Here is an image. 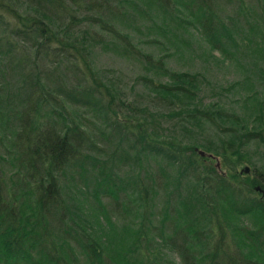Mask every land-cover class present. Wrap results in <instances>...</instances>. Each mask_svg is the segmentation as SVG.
Returning <instances> with one entry per match:
<instances>
[{"label":"rangeland","instance_id":"1","mask_svg":"<svg viewBox=\"0 0 264 264\" xmlns=\"http://www.w3.org/2000/svg\"><path fill=\"white\" fill-rule=\"evenodd\" d=\"M0 2L4 3V6L1 4L4 9L1 11L5 14L0 28L1 31H6L0 36L4 40L0 44L1 50L4 52L7 47L12 49L9 57L5 58V70H0V103L6 95L11 99L9 105H18L19 100L22 103L27 97L35 99L41 90L39 84H35L39 81L49 92L58 95L52 103L59 104L63 100L70 120H74L76 124L81 122L83 127L85 125L84 128L88 131L85 130V133L89 136V141L86 139L81 141L82 144L78 143L81 145L79 154L69 159L65 170L58 174L61 185L58 200L52 198V201L49 199L46 203L44 241L49 247L50 256H60L62 263H65L67 257L70 263L86 264L81 246H87L91 235L95 236L96 232L103 231L100 230L101 224L96 227L98 224L95 214L100 215L104 227H107V222L105 216L101 217L103 210L95 199L99 187L96 189L92 182L88 184L90 187H86L83 182V164L80 163L84 157L82 154H93L94 157L101 155L98 158L104 160L111 156L115 148L128 150L127 144L119 143V138H125L122 126L126 127L127 132L140 135L138 129L141 125L137 118L144 116L161 135V140L157 142L159 148L173 151L174 147H181L185 151L184 164L176 170L175 166L168 164L160 155L147 161L145 156L149 153L138 148L131 155L151 165L150 171L148 170L153 173L150 180L140 181L137 190L129 186L124 190L125 185L121 180H126L124 171L127 167L120 163L113 167V178L120 184L115 193L116 197L100 189L99 199L114 224L116 222V225L124 228L131 224L132 219L139 220V230L137 225L133 226L135 231L140 232L139 237L125 241L126 235H123L121 250L127 260L125 264H199L198 255L201 253L205 257L200 264H248L237 248V239L233 234L234 226H253L252 218L246 213L237 218L221 206V211L230 221L223 222L222 212L218 210L221 203L212 198V191L209 190L204 195L205 201L211 204L207 207L213 217L200 220L201 223L205 221L204 232H199L202 248L193 252L191 248H187L192 238L184 235L186 231L178 230L180 224L176 211L183 210L181 202L188 204V201H193L190 196V177L193 176V171L200 172L201 177L206 178L211 187L215 188L221 183L223 186H234L242 200V205H238L240 209L246 207L247 210L257 206V201L261 203L260 206L264 205V183L257 180L252 186L249 185L252 180L257 179L258 174L264 175V43H261L262 51L251 53L256 46L251 48L249 39L252 38L247 33V23L254 21L260 30L257 34L254 32V40L260 41L259 37L264 35V0H222L214 9L207 7L206 15L215 24L221 21L224 25L236 26L239 48L234 49L230 43L225 45L229 46L227 49L230 52L236 51L237 61L226 58L211 48L199 28H187L184 25V14H187L184 11H192L198 0H181V6L174 5L170 0ZM17 16L21 17L19 28L23 25L34 27L36 23L30 20L41 19L45 29L48 26V31L56 37L49 41L51 45L48 50L43 47V54L40 56L37 57L31 51V44L25 43L17 35L10 37L7 32L8 26L5 23L16 29ZM122 33L128 34L131 39L123 38ZM42 42L46 44L45 40ZM68 43L77 47V52L84 57L89 69L75 50H63ZM155 67L165 68L168 74H155ZM170 73L176 77L185 74L191 82L197 81L200 90L199 94L197 90V97L190 101L193 106L196 103L200 105V101L202 108L210 102L221 103L226 111L224 115L233 121L220 122L216 115L201 112L200 120L196 119L192 126L186 115L191 116L198 107H193L191 103L187 105L186 101L173 102L163 94L155 92V87L161 84L175 83V79L169 76ZM76 91L78 96L89 91L90 95L96 96V100L99 98L97 107L87 109L76 104L75 99H68L66 92ZM17 92L20 96L11 95ZM255 96L258 102H253ZM131 113L136 120L133 125H117ZM55 118L50 116L39 119L36 126L43 132L51 129V132H59L62 125L58 123L61 120ZM11 125L13 130H18L16 120ZM117 126H121L119 132ZM256 131H260V134L256 135ZM226 134L237 137L232 143ZM133 136L129 135L128 138ZM93 140L95 144H90ZM137 143H141L140 139ZM194 144L197 149H194L195 154H191V146ZM19 145L18 139H9L8 136L3 144L0 143V156L4 157L8 149L19 150ZM90 146L92 149L89 150ZM209 147L210 151L211 147L214 151L209 152ZM199 151L204 152L205 156H200ZM245 168H248V173L244 172ZM185 169L186 176L182 177ZM0 170L5 173V177L11 172L10 166L1 160ZM215 171L221 173L224 179L219 181L220 179L215 178ZM176 175L181 176L179 183L174 180ZM145 183L149 188L152 186L153 190L143 193L142 189L146 185L142 184ZM141 190L142 194H139ZM165 208L170 211V219L166 221ZM149 217L151 223L147 222ZM96 228L98 231L95 232ZM145 229L150 233L161 232L164 240L150 236L146 241L142 237ZM104 230L107 231V228ZM64 244L66 246H62ZM262 247L264 251V246ZM246 251L247 249L243 250L244 253Z\"/></svg>","mask_w":264,"mask_h":264},{"label":"trees","instance_id":"2","mask_svg":"<svg viewBox=\"0 0 264 264\" xmlns=\"http://www.w3.org/2000/svg\"><path fill=\"white\" fill-rule=\"evenodd\" d=\"M170 1L176 6H181V0ZM221 1L222 0H198V4L195 3L192 11H184L187 12V14H184L186 17L184 25L187 28L191 26L195 29L199 28L202 37L207 41V44L211 48L220 52L224 57L233 58L237 61L236 51L235 53L233 51L230 52L227 49L229 46L225 45L230 43L234 49L239 48L240 45L237 42L236 36L238 33L235 30L236 26L234 27L232 24L224 25L221 21H219L220 23L217 22V24H215V22L209 19L206 15V10L208 8H216ZM2 3L3 2H0V22L3 24V17L5 14L3 15V11H1L3 9L1 5ZM55 6L59 7V5ZM189 7H191V5H189ZM240 8L241 6H239V9ZM10 10L14 12L13 9ZM16 18L18 20L16 29L5 23V25L8 26L7 32L10 34V37L17 35L22 38V41L25 43L31 44L30 49L37 57L43 54V47L48 50V47L51 45L49 41L56 38L50 31H48V26H46L45 29L44 24H42L44 22L41 19L36 21L35 18L30 20V22L34 21L32 23H36L34 27L23 25L22 28H19L18 26H21V17L17 16ZM41 24L42 27H40ZM247 24L249 29L247 33L249 37L253 39H249L251 48L256 46L251 53L256 54V52L262 51L261 43H264V35L259 37L261 39L260 41L254 40V32L257 34L258 31H260L258 29V24L254 21ZM1 30L2 29L0 28V36L2 33H6L5 30ZM122 37L125 39H131L126 33H122ZM44 40L46 44L42 42ZM2 41L4 40L0 37V44H2ZM130 44L135 47L133 42H130ZM1 49L0 45V70H5L4 67L7 65L4 61L6 57H9L12 49L11 47H7L4 52H2ZM68 49H73L75 50V53L77 52V47L72 43H68V45L63 47V50L66 52ZM80 57L85 67L89 69L84 57H82L81 54ZM150 63L152 64V62ZM154 73L157 75H166V73L168 74V70L161 67H155ZM169 76L175 79V83L173 84L171 82V84L166 85L161 84L160 86L155 87V92L157 94H163L173 102L186 101L187 105H189V103H191L190 101H193L197 97V90L199 94L200 89L198 88L197 81L192 80L191 82L188 79L189 76H185V74L176 77L170 73ZM23 83L24 82L22 81V84ZM35 84H39L41 89L38 93V97L35 99L32 97H29L28 99L27 97L24 100L25 103H21L19 100L18 105H9L11 99L9 98V95H6L4 101L0 103V143L3 144L9 136V139H18L20 144L18 147L19 150L8 149L4 157L0 156V160L9 165L11 171L10 174L5 177V173L0 170V264H74L70 263L67 257L65 263H62L60 261V259H62L60 256L54 258L50 256L49 247L44 241V226H46L45 208L49 199L51 201L52 198L56 199V201L58 200V194L61 189L58 176L65 170L68 160L75 158L79 154V147H81V145L78 143L86 139L88 140L89 136L85 133L87 131L86 128H84L85 125L83 127L81 122L76 124L74 123V120H70L69 114L65 111V106L63 105L65 103L63 100H61L62 103L60 101L59 104L58 102H56L57 104L52 103L55 97L58 96L56 93L49 92L39 81L35 82ZM11 95L14 96L19 94L17 92L16 94L12 93ZM66 96L68 99H75L77 102L76 104L87 109H94L97 107V100H99V98L96 100L95 95H90L89 91L82 93L79 96L77 91L76 93L66 92ZM253 102H258L257 96L253 99ZM193 107H198V110L194 111L191 116L184 114L188 118L187 121L192 122V126L193 123H196V119L200 120L201 112L208 115H216L220 119V122L233 121L224 115L226 111L222 108L221 103L210 102L209 104L203 105L202 108L200 101V105L196 103ZM199 107H201V109ZM50 116L61 120V123H58L59 125H62L59 132L57 130L51 132L52 129L43 132L40 130V127L36 126L39 122L37 120H42L44 118L47 119ZM183 116L180 117L182 118ZM138 117L139 118L137 119L140 120L139 124L141 125V128L138 129L140 135L136 132H132L133 134L131 131L127 132L126 127L122 126V134H125V138H119V143L127 144L128 150L115 148L111 156L104 160L98 158V156L101 155H96V157H94L93 154H82L84 157H82V162L80 163L83 164V169L81 167L83 182L86 187H90L88 185L90 182L95 184L96 189L99 187V190L96 191L97 195H95V199L99 207L102 208L101 210H103L101 212V217L103 218V216H105L107 222V227H104L103 221L99 218L100 215L95 214V221L98 224L96 227H99L101 224L102 226H100V230L103 229V231L96 232L98 231V228H96V235H91V239L87 246L86 244L81 246L86 264H107V261L109 264H125L127 260L123 257L124 251L121 250L123 235H126V237H124L125 241H130L133 240V237L140 236V232L135 231L133 227L137 225V229L139 230L138 218H136V220L132 219L131 224H128L124 228L121 225H116V222L114 224L110 220V214L107 212L103 202L99 199V194H101L100 189L104 190L108 195L116 197L115 193L117 189H119L120 184L113 178V167H117L120 163L125 164L127 167L124 171V177L126 180H121L119 178V180L125 185V188L123 189L125 190L126 187L129 186L134 190H137L139 189V187L137 188L138 184H140L139 182L143 179L145 181L150 180L149 177L151 178L153 174L152 172H149V167L151 165L147 163L150 158L155 159L160 155L168 164L175 166L176 170L180 169L184 164L183 156L185 151L181 149V147H174V149H172L173 151H165L164 149L159 148L157 142L161 140V135L157 132V129L151 127V122L146 117ZM133 118V113L129 114V116L126 115L125 120L118 122L117 125L124 123L125 126H131L134 124L133 121H136ZM15 120L19 127L18 130H13L14 127L11 125V122ZM111 125L113 124L111 123ZM115 125L116 124H114V126ZM116 128L117 132L121 130V126H117ZM251 130L252 129H250V131ZM259 134L260 131H256V135ZM129 135L134 136L128 138ZM226 135L232 140V143L237 137L233 134ZM120 139H123V141ZM138 139H140L141 143H137ZM90 144H95V141L93 140ZM195 145L196 144L191 146V154H195L194 149H197V146ZM20 146L22 147L20 148ZM203 147L206 148L204 145ZM90 149H92L91 146L89 150ZM136 149L140 151L145 150L149 153V155L145 156V160L147 161L143 162L140 159L133 158L134 156L131 154L135 153ZM207 149L209 152L214 151L213 147H211V151L210 147ZM97 152L94 151L93 153ZM133 160L135 164L137 163L136 165L132 164ZM108 164L110 165L107 166ZM186 168L188 167L186 166ZM175 173L180 174L179 171H175ZM182 175V177L186 176V169ZM192 175L193 176L190 177L192 184L190 196L193 197V201H188V204L187 202H181L182 211L181 209L177 210V208H175L177 210V216L179 217L178 224H180L178 230L186 231L184 235H189V237L192 238V242L187 244V248H191L193 252L202 248V240L199 232H204L203 225L205 221L203 220L201 223L200 220L203 218L208 220L209 217L210 219L213 217V215L210 214L212 212H209V208L207 207L211 204L205 201L204 194H207L208 191L211 190L212 198L217 199L221 203L218 209L220 212H222L221 206H223L225 210H227L226 212L234 217L241 218L243 214L246 213L252 218L253 226L251 228L234 226L233 234L237 239V248H239L240 253L245 260L248 261V264H264V251L262 247L264 246V205L260 206L261 203L257 201L259 206L249 207L247 210L246 207L240 209L238 205H242V200L239 199L238 195L240 193L238 191L236 192L234 186H223L220 182L221 184L214 188L211 187V185L209 186L206 178L201 177L202 174L200 172L196 173L193 171ZM214 177L220 179L219 181L224 179V176L219 172H216ZM180 178V175H176L174 180H177L176 182L179 183ZM257 180L264 183V175L258 174L257 179L252 180L249 185L252 186L254 181L256 183ZM151 181L155 182V180ZM143 185H146L142 189L144 190L143 193L150 192L151 189L153 190L152 186L149 188L146 183L142 184V186ZM74 190L76 191V188H74ZM142 190L139 194H142ZM150 207L154 208L152 205ZM207 212L208 214L206 215ZM169 215V209L165 208L164 221L170 219ZM221 215L224 219L223 222H230L226 214L222 212ZM150 221L151 217H149V219L147 218V222L151 223ZM185 224H187V226ZM104 228H107V231H105ZM161 235L162 233L158 231H153L152 233H150L148 229L142 231V237L145 238L146 241H148L150 236L154 237V239L162 238V240H164V236ZM132 244H135L134 241ZM62 246L66 245L64 244ZM245 249H247L246 253L243 252ZM198 257L200 259L198 263L200 264L203 262L205 255L201 253ZM194 259L197 261L196 256Z\"/></svg>","mask_w":264,"mask_h":264},{"label":"water","instance_id":"3","mask_svg":"<svg viewBox=\"0 0 264 264\" xmlns=\"http://www.w3.org/2000/svg\"><path fill=\"white\" fill-rule=\"evenodd\" d=\"M199 153H200V156H205V153L204 152H202V151H199ZM209 156V155H208ZM218 166V165H217ZM248 168H245V170H244V172L245 173H248Z\"/></svg>","mask_w":264,"mask_h":264}]
</instances>
